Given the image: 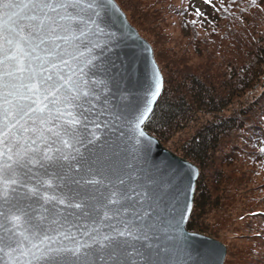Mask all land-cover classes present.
Here are the masks:
<instances>
[{
	"label": "snow or ice",
	"instance_id": "obj_1",
	"mask_svg": "<svg viewBox=\"0 0 264 264\" xmlns=\"http://www.w3.org/2000/svg\"><path fill=\"white\" fill-rule=\"evenodd\" d=\"M121 15L113 0H0V264H189L178 177L144 172L162 78L123 94Z\"/></svg>",
	"mask_w": 264,
	"mask_h": 264
},
{
	"label": "rangeland",
	"instance_id": "obj_2",
	"mask_svg": "<svg viewBox=\"0 0 264 264\" xmlns=\"http://www.w3.org/2000/svg\"><path fill=\"white\" fill-rule=\"evenodd\" d=\"M220 1L125 0L127 5L123 6L124 10L118 6L126 13L128 22L152 47L162 78L165 76L171 81L174 76L169 74L175 70L184 76L205 73L215 77L212 72L228 70L230 62L241 63L238 55L229 61L234 54L229 55L230 51L226 49L228 40L221 35V26H217L214 33L210 32L219 20L217 14H213L219 10ZM261 2L260 12L264 14V0H256L255 4L258 6ZM242 3L246 7L245 18L248 19L243 21L248 23L243 27L247 34L253 30L249 22L252 18L249 7L253 4L252 0H242ZM241 9V5L234 6L233 11ZM226 58L229 63L224 65V69L221 64ZM260 90L261 87L257 86L252 93L257 95ZM250 97L251 93L237 97L218 113H199L197 117L205 120L210 116L212 121L218 116H229L246 105ZM251 118L253 121L248 120L249 126L246 122L241 125L248 129V133L257 121L256 117ZM197 124L193 119L189 125L176 128L168 136L165 147L180 156L173 148L182 147L196 132ZM242 129H236L223 149L219 146L215 147L214 154L209 152L207 164L199 168L203 179L206 178V189L210 190L202 225L213 232L201 234L213 237L224 245V264L227 261L230 264H264V217L255 215L264 211V165L256 160V149L251 146L255 140L245 135ZM231 145L239 150L234 159L226 155ZM246 145L249 148L244 152ZM210 182L213 183L211 186Z\"/></svg>",
	"mask_w": 264,
	"mask_h": 264
},
{
	"label": "trees",
	"instance_id": "obj_3",
	"mask_svg": "<svg viewBox=\"0 0 264 264\" xmlns=\"http://www.w3.org/2000/svg\"><path fill=\"white\" fill-rule=\"evenodd\" d=\"M116 1L122 9L127 5L125 0ZM262 4L261 2L258 6L255 4L249 7L252 16L249 22L253 25V30L246 34L243 27L248 23L245 24L243 21L248 19L244 15L246 7L242 0L219 2V10L213 14V16L217 14L219 20L215 27L210 28V32L214 33L216 27L221 26V35L228 40L226 49L230 51L229 55L234 54L229 61L238 55L241 63H229L227 58L224 59L221 67L225 69L224 65L228 62V70L212 72L215 77L205 73H202L205 75L202 77L200 76L202 74L194 76L192 73L184 76L176 70L169 74L174 76L171 81L163 76L161 93L149 121H146L148 125L146 130L157 137L164 146L168 143V136H171L176 128L189 125L193 119L198 122L196 132L182 147L173 148L180 156L198 166L191 210L185 224L186 229L192 232L213 234L202 225V217L209 204L210 190L206 189V178L203 179L202 170L199 169L207 164L209 152L214 154L219 146L223 149L236 129L243 128L245 135L255 140L251 146L256 149V160L264 165V152H261V149H264V14L260 12ZM240 5L242 9L234 12V6ZM257 86H260L261 90L256 95L252 92ZM250 93L251 97L246 105L239 107L238 111L229 116H218L212 121L210 116L205 117V120L197 117L199 113L203 115L210 114V111L218 113L235 98L245 97ZM251 117H256L257 121L248 133V129L241 125L246 122L249 126L248 120L253 121ZM222 137L224 138L221 139ZM247 148L248 145L243 148L244 152L248 150ZM236 151H239L237 146L231 145L226 155L234 159ZM212 184L210 182V186ZM259 212L263 213L255 215L264 217V211ZM227 264L230 262L227 261Z\"/></svg>",
	"mask_w": 264,
	"mask_h": 264
},
{
	"label": "water",
	"instance_id": "obj_4",
	"mask_svg": "<svg viewBox=\"0 0 264 264\" xmlns=\"http://www.w3.org/2000/svg\"><path fill=\"white\" fill-rule=\"evenodd\" d=\"M113 3L120 9L114 0ZM120 13L122 15L120 20L116 22V28L120 29L122 33L121 43L112 50L111 59L118 66L121 64L131 66L130 74L125 75L124 79L120 81L119 87L126 97L133 99L143 95L145 87L151 81L152 68L155 67L159 70V67L154 59L150 44L128 22L121 9ZM160 76L162 78L161 72ZM159 95L153 103V108ZM117 99H119V94H117ZM149 134L153 138V147L147 162L144 164L145 174H151L156 179L164 180L173 175L177 176L178 180L173 181L174 184L178 183L179 186V191L173 193L175 198L179 200L177 207L183 208L184 204L192 205L198 167L187 159L174 154L157 137L151 133ZM157 169H163L164 176H160ZM190 210L191 207L184 210L183 230L185 239L182 241L185 251L190 254L189 264H203V262L210 259L215 260L217 257L219 258V264H223L226 249L221 242L213 237L186 229L185 224ZM185 259L188 258L185 257Z\"/></svg>",
	"mask_w": 264,
	"mask_h": 264
}]
</instances>
